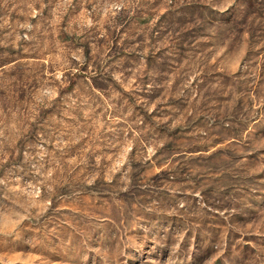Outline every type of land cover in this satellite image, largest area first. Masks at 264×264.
<instances>
[{
  "label": "rangeland",
  "instance_id": "rangeland-1",
  "mask_svg": "<svg viewBox=\"0 0 264 264\" xmlns=\"http://www.w3.org/2000/svg\"><path fill=\"white\" fill-rule=\"evenodd\" d=\"M0 264H264V0H0Z\"/></svg>",
  "mask_w": 264,
  "mask_h": 264
}]
</instances>
